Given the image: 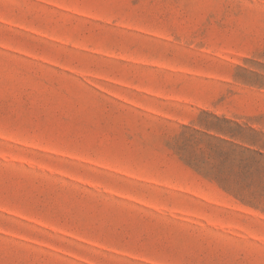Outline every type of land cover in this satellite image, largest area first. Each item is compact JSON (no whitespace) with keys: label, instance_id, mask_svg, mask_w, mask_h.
Masks as SVG:
<instances>
[{"label":"rangeland","instance_id":"1","mask_svg":"<svg viewBox=\"0 0 264 264\" xmlns=\"http://www.w3.org/2000/svg\"><path fill=\"white\" fill-rule=\"evenodd\" d=\"M0 264H264V0H0Z\"/></svg>","mask_w":264,"mask_h":264}]
</instances>
